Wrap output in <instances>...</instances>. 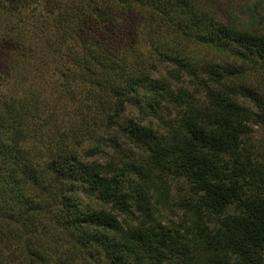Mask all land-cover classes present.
<instances>
[{"label":"trees","instance_id":"1","mask_svg":"<svg viewBox=\"0 0 264 264\" xmlns=\"http://www.w3.org/2000/svg\"><path fill=\"white\" fill-rule=\"evenodd\" d=\"M11 14L41 59L0 111V264H264V0Z\"/></svg>","mask_w":264,"mask_h":264},{"label":"rangeland","instance_id":"2","mask_svg":"<svg viewBox=\"0 0 264 264\" xmlns=\"http://www.w3.org/2000/svg\"><path fill=\"white\" fill-rule=\"evenodd\" d=\"M24 16L25 14H11L9 16H1L0 18V43L4 40L12 39L11 47L0 49V111H2L5 106L4 101H11L13 98L16 99L24 94H29L28 96H30L32 90H35L36 92L39 90L37 84V80L39 79L36 78L34 73L39 67V60L41 57L35 55L36 53L32 54V51H29L28 49L30 47L29 40L32 38V44L35 34H30L27 40V33L23 30L21 31L22 36L19 37V39L15 38V35L13 34V28L18 29L25 24ZM34 32H36V30H34ZM212 55H214V53ZM161 68L162 71H164V67ZM26 74L31 81L28 84L22 85L20 84V79ZM33 80L36 83L31 86ZM26 88H31L32 90L27 91ZM242 102L247 106H252V103L245 101L244 99ZM129 113L131 116L134 113V109L131 108ZM262 133L263 130L258 131V135H262ZM104 160V157L101 155L94 158V161L104 162Z\"/></svg>","mask_w":264,"mask_h":264}]
</instances>
